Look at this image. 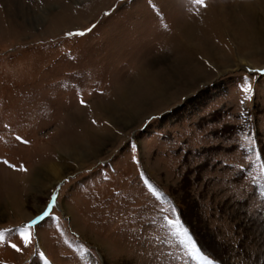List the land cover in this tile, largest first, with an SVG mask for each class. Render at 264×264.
Segmentation results:
<instances>
[{"label": "rangeland", "instance_id": "rangeland-1", "mask_svg": "<svg viewBox=\"0 0 264 264\" xmlns=\"http://www.w3.org/2000/svg\"><path fill=\"white\" fill-rule=\"evenodd\" d=\"M259 69L264 0H0V264H264Z\"/></svg>", "mask_w": 264, "mask_h": 264}, {"label": "bare ground", "instance_id": "bare-ground-1", "mask_svg": "<svg viewBox=\"0 0 264 264\" xmlns=\"http://www.w3.org/2000/svg\"><path fill=\"white\" fill-rule=\"evenodd\" d=\"M224 11V10H223ZM250 16V15H249ZM246 19V18H245ZM250 19H248V22H250L249 21ZM246 23V22H245ZM186 26V25H185ZM188 26H190V25H188ZM188 26H186L185 28L184 27H182L183 28V31H184V33H188V36H190V35H192V33L190 34V29H188L187 27ZM243 25H240L239 26V29H238V34H243L244 32H246V29L244 28V27H242ZM247 26V25H246ZM244 35V34H243ZM186 36V35H185ZM187 36V38H189ZM191 40L190 39H188V42H190ZM199 43V42H198ZM189 46V45H188ZM197 46V45H196ZM199 46V48L198 49H200L201 50V52H202V55H204V56H210V57H212V56H214L215 55V53H214V51L212 50V49H210L209 51L207 50V48L205 47V44H204V42L203 41H201V43L198 45ZM188 48V47H187ZM190 48V47H189ZM194 49V48H193ZM190 51H191V49H189ZM194 53V52H193ZM189 60V59H188ZM188 68H189V66H188ZM157 77V75H155V76H153V78L151 77V78H149V77H143L142 78V83L143 84H141V85H143L144 87V92H145V94L144 95H146L145 96V98L147 97L148 99L149 98H151V96H153V95H157V93L158 92H161L162 90H161V88H159L158 86H156V84H155V81H156V79L158 78H156ZM159 79V78H158ZM158 81V80H157ZM139 83L141 82V81H138ZM162 82H160V84H161ZM159 84V83H158ZM164 84V83H163ZM136 86H138V87H140L139 85H136ZM160 86V85H159ZM137 88V87H136ZM134 89V88H133ZM163 89V88H162ZM125 93H127V90H123V89H120L119 91H118V94H116V95H114V99H113V101H111L110 103H108L109 105V107H110V105H111V107L114 109V110H117L118 108H120L121 106H125V105H123V104H126L128 101H127V97H126V94ZM158 97V96H157ZM146 98V99H147ZM160 98V97H159ZM145 99V100H146ZM144 100V99H143ZM142 102V101H141ZM105 105V104H104ZM103 106V104L101 105V104H99V106H97L98 108L97 109H100L101 107ZM95 107V106H94ZM111 108V109H112ZM94 109V108H93ZM96 109V110H97ZM103 109V108H102ZM104 110V109H103ZM105 110H107V109H105ZM109 110V109H108ZM128 110V109H127ZM126 110V111H127ZM110 111V110H109ZM113 113H115V112H113ZM113 115V114H112ZM112 115H110L109 116V118H110V120L109 121H111V122H113L114 121V117L112 116ZM49 168V169H48ZM58 164H56V163H48L47 165H45V166H43L42 167V169H40V170H38V173H36V175H35V181H39L40 180V172H42V173H44V170H46V171H50V173H52L51 175L52 176H54L55 174H57L56 172H58ZM10 186V185H9ZM12 186H14V185H12ZM11 186V187H12ZM16 186V185H15ZM13 188H15V187H13ZM9 198L11 199L10 200V206L11 207H14V206H16V205H18L19 203H20V201L18 200L19 198L16 196V192H13V191H11V192H9ZM10 207V208H11ZM0 212H2V211H0ZM1 214V213H0ZM29 215V214H28ZM27 215V216H28ZM26 218V217H25ZM31 218V217H30ZM247 226V225H246Z\"/></svg>", "mask_w": 264, "mask_h": 264}, {"label": "snow or ice", "instance_id": "snow-or-ice-1", "mask_svg": "<svg viewBox=\"0 0 264 264\" xmlns=\"http://www.w3.org/2000/svg\"><path fill=\"white\" fill-rule=\"evenodd\" d=\"M195 2L198 4H201V5L203 4V0H195ZM66 35L72 36V35H74V33L69 32V33H66ZM75 35H83V33L78 32V33H75ZM258 71L264 72V69H259ZM244 91L250 92V89L245 88ZM16 139L18 141H21L22 143H27L26 140H22V138L19 136H17ZM133 160H135V157H133ZM4 163L7 164L8 162L4 161ZM9 167H13V166L9 165ZM21 170H23V166H21ZM149 191L152 192L153 195H157V196L159 195V193H157L155 191V189L152 188L151 185H149ZM55 201H56V194L54 192L50 201L47 204V207H45L39 215H37L35 218L29 220L27 223L23 224L22 226H20L16 229V231L19 235L20 241L23 243L24 247H27L31 242L32 235H33V233H32L33 227L36 226L45 217L50 215L51 209L55 205ZM172 210H173V212L175 211L174 208ZM164 219L167 221V223L170 226H178L179 225L178 220L170 219L168 216H165ZM5 231H11V230H0V242H4V240H5ZM176 234L182 235L184 237V242H186V244L189 247H191L193 249V251H196L195 245L192 244L191 239H190V237H188L186 230L180 229V230H178V232ZM8 246L17 252L22 251L21 247H19L16 243L8 242ZM40 255H41V257H43V253H41ZM207 264H211V261H207Z\"/></svg>", "mask_w": 264, "mask_h": 264}]
</instances>
